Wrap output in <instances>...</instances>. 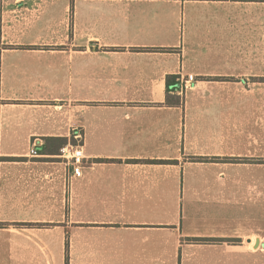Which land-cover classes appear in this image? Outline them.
Masks as SVG:
<instances>
[{
	"label": "crops",
	"instance_id": "0c3cea01",
	"mask_svg": "<svg viewBox=\"0 0 264 264\" xmlns=\"http://www.w3.org/2000/svg\"><path fill=\"white\" fill-rule=\"evenodd\" d=\"M260 78L264 0H0V264H264Z\"/></svg>",
	"mask_w": 264,
	"mask_h": 264
},
{
	"label": "built area",
	"instance_id": "2783aa9c",
	"mask_svg": "<svg viewBox=\"0 0 264 264\" xmlns=\"http://www.w3.org/2000/svg\"><path fill=\"white\" fill-rule=\"evenodd\" d=\"M195 76L193 74L188 75L184 79L185 88L189 86L190 83H192L195 80ZM38 143L36 141H33L32 147L30 149V155L33 157H39V151L37 149ZM61 153L64 157L71 160L74 166V173L76 176H81L82 174V168H83V162L85 159L84 150L79 145H68L61 149Z\"/></svg>",
	"mask_w": 264,
	"mask_h": 264
},
{
	"label": "rangeland",
	"instance_id": "374dc122",
	"mask_svg": "<svg viewBox=\"0 0 264 264\" xmlns=\"http://www.w3.org/2000/svg\"><path fill=\"white\" fill-rule=\"evenodd\" d=\"M260 79L263 80L262 78H260ZM261 160H263V162H264V158L263 159H258L257 161L261 162ZM257 190H258V192L261 193V199H262L263 205H264V180L261 181V183L258 184ZM70 252H71L70 249L66 250V263L67 264H69V259H70V255H71ZM72 256H74V257L80 256L79 250H75V254L72 255Z\"/></svg>",
	"mask_w": 264,
	"mask_h": 264
},
{
	"label": "trees",
	"instance_id": "16d2710c",
	"mask_svg": "<svg viewBox=\"0 0 264 264\" xmlns=\"http://www.w3.org/2000/svg\"><path fill=\"white\" fill-rule=\"evenodd\" d=\"M263 80H264V78H262ZM168 85H169V87H168V98H167V102L168 103H176V102H173V101H171V99H170V91L171 90H176V83L174 84V85H172L171 84V82H170V78H169V81H168ZM174 86V87H173ZM177 103H179V100L177 101ZM62 140V144H61V146H63V145H65L66 143H67V139H65V138H63V139H61ZM74 142H75V140H73ZM199 159H206V158H199Z\"/></svg>",
	"mask_w": 264,
	"mask_h": 264
},
{
	"label": "water",
	"instance_id": "95a60500",
	"mask_svg": "<svg viewBox=\"0 0 264 264\" xmlns=\"http://www.w3.org/2000/svg\"><path fill=\"white\" fill-rule=\"evenodd\" d=\"M259 245H260V238H257V239H256L255 247H258Z\"/></svg>",
	"mask_w": 264,
	"mask_h": 264
}]
</instances>
